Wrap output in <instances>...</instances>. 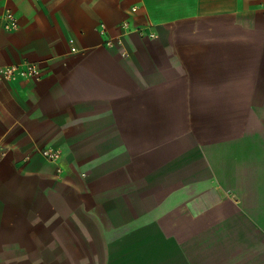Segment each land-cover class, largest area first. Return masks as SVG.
Masks as SVG:
<instances>
[{
  "label": "crops",
  "instance_id": "1",
  "mask_svg": "<svg viewBox=\"0 0 264 264\" xmlns=\"http://www.w3.org/2000/svg\"><path fill=\"white\" fill-rule=\"evenodd\" d=\"M9 11L0 264H264V0Z\"/></svg>",
  "mask_w": 264,
  "mask_h": 264
},
{
  "label": "built area",
  "instance_id": "2",
  "mask_svg": "<svg viewBox=\"0 0 264 264\" xmlns=\"http://www.w3.org/2000/svg\"><path fill=\"white\" fill-rule=\"evenodd\" d=\"M133 11H137V8L134 7ZM0 23H2L4 28L7 30H15L18 28V20L15 14L11 11L7 12L4 15ZM40 74L41 70L39 66L35 63L27 62L21 65L4 66L0 67V82L3 80H17L19 78L33 80ZM43 153L47 158L51 160L55 159L54 155L51 153L50 150H44Z\"/></svg>",
  "mask_w": 264,
  "mask_h": 264
}]
</instances>
